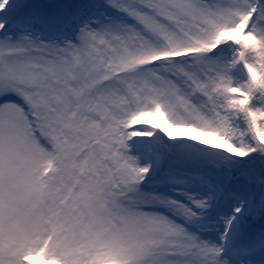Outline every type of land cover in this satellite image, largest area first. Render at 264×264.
Segmentation results:
<instances>
[{"label": "snow or ice", "instance_id": "1", "mask_svg": "<svg viewBox=\"0 0 264 264\" xmlns=\"http://www.w3.org/2000/svg\"><path fill=\"white\" fill-rule=\"evenodd\" d=\"M37 261L264 264V0H0V264Z\"/></svg>", "mask_w": 264, "mask_h": 264}, {"label": "rangeland", "instance_id": "2", "mask_svg": "<svg viewBox=\"0 0 264 264\" xmlns=\"http://www.w3.org/2000/svg\"><path fill=\"white\" fill-rule=\"evenodd\" d=\"M145 119H148V120H150V121H152L153 123H155L156 122V118H153V117H146ZM174 132L175 131H177V130H173ZM205 139H209V140H211L212 138H210V137H204ZM35 264H39V262L37 261V262H35Z\"/></svg>", "mask_w": 264, "mask_h": 264}]
</instances>
